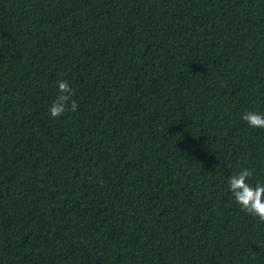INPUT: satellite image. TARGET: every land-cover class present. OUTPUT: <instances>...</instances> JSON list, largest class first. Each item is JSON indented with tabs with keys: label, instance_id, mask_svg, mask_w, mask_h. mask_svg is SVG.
<instances>
[{
	"label": "trees",
	"instance_id": "obj_1",
	"mask_svg": "<svg viewBox=\"0 0 264 264\" xmlns=\"http://www.w3.org/2000/svg\"><path fill=\"white\" fill-rule=\"evenodd\" d=\"M248 109L264 0H0V264H264Z\"/></svg>",
	"mask_w": 264,
	"mask_h": 264
},
{
	"label": "clouds",
	"instance_id": "obj_2",
	"mask_svg": "<svg viewBox=\"0 0 264 264\" xmlns=\"http://www.w3.org/2000/svg\"><path fill=\"white\" fill-rule=\"evenodd\" d=\"M58 95L49 104L48 113L55 118L62 115L69 106L72 90L69 84L60 80L57 81ZM75 108V104H71ZM240 119L249 128L264 129V112L258 109L244 110ZM251 170L240 168L227 177L226 183L228 192L233 202L246 213L264 221V181L250 183Z\"/></svg>",
	"mask_w": 264,
	"mask_h": 264
}]
</instances>
